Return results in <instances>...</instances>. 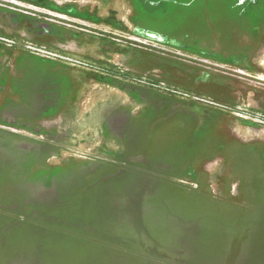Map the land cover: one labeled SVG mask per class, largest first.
Here are the masks:
<instances>
[{"label":"rangeland","instance_id":"rangeland-1","mask_svg":"<svg viewBox=\"0 0 264 264\" xmlns=\"http://www.w3.org/2000/svg\"><path fill=\"white\" fill-rule=\"evenodd\" d=\"M0 264H264V0H0Z\"/></svg>","mask_w":264,"mask_h":264}]
</instances>
